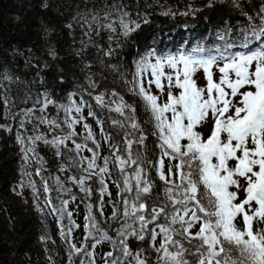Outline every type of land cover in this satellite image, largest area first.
<instances>
[{
    "label": "snow or ice",
    "instance_id": "1",
    "mask_svg": "<svg viewBox=\"0 0 264 264\" xmlns=\"http://www.w3.org/2000/svg\"><path fill=\"white\" fill-rule=\"evenodd\" d=\"M249 21L239 44L243 51L229 53V42L219 55L152 50L137 61L125 87L149 113L159 149L154 161L145 155L137 108L115 89L98 92L95 81L65 103L47 93L26 97L28 107L13 114L26 161L41 160L38 143L58 158L71 154L58 170L73 174L57 176L55 189L44 181L43 192L70 256L86 258L80 264H96L95 249L104 243L110 248L103 264H264V14L258 25ZM106 27L115 31L112 23ZM120 27L128 36L139 25L121 19ZM198 73L204 86L195 79ZM14 106L0 90V109ZM94 109L107 115L110 131ZM205 125L206 136L199 131ZM102 144L109 155L101 154ZM73 188L83 194L81 203L87 201L80 246L69 239L81 227L69 210L77 201ZM105 198L111 205L107 217Z\"/></svg>",
    "mask_w": 264,
    "mask_h": 264
},
{
    "label": "trees",
    "instance_id": "2",
    "mask_svg": "<svg viewBox=\"0 0 264 264\" xmlns=\"http://www.w3.org/2000/svg\"><path fill=\"white\" fill-rule=\"evenodd\" d=\"M261 14L264 0H0V90L15 105L11 111L0 109V264H80L86 259L70 256L69 244L60 233L61 222L44 203L43 182L55 189L57 176L63 180L73 174L58 170L71 154L65 152L58 158L53 148L38 143L36 153L41 160L26 161L17 141L22 130L13 114L28 107L31 100L25 104L26 97L47 93L57 103H65L70 94L78 98L89 80L96 82L98 92L115 89L137 108V119L147 136L145 155L154 161L159 149L149 113L125 87L137 61L152 50L158 55H219L229 42L234 45L229 53L243 51L239 44L249 17L258 25ZM121 19L139 27L125 36ZM108 23L115 31L106 27ZM198 49L204 51L194 52ZM201 77L198 73L195 79L204 86ZM94 110L110 131L107 115ZM88 123L95 130L91 118ZM205 126L199 131L206 136ZM31 127L28 125L29 130ZM101 154L109 155L107 145L102 144ZM37 169L40 175L35 174ZM116 176L113 168L112 179ZM110 191L114 198L115 187L110 185ZM73 192L77 201L70 203L69 210L81 227L74 229L69 239L80 246L87 201L81 203L83 194L75 188ZM51 197L58 205L55 190ZM92 200H96L95 194ZM104 212L106 217L111 214L108 198ZM109 248L107 243L97 246L96 264H103L101 257Z\"/></svg>",
    "mask_w": 264,
    "mask_h": 264
},
{
    "label": "rangeland",
    "instance_id": "3",
    "mask_svg": "<svg viewBox=\"0 0 264 264\" xmlns=\"http://www.w3.org/2000/svg\"><path fill=\"white\" fill-rule=\"evenodd\" d=\"M201 80L204 82V80H203L202 77H201ZM209 128H210V125H206V126L204 127V130H205L206 132H209Z\"/></svg>",
    "mask_w": 264,
    "mask_h": 264
}]
</instances>
